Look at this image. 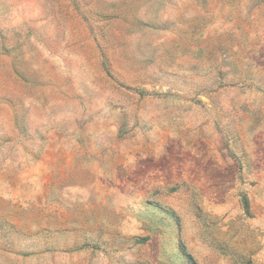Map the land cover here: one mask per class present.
<instances>
[{
	"label": "rangeland",
	"instance_id": "rangeland-1",
	"mask_svg": "<svg viewBox=\"0 0 264 264\" xmlns=\"http://www.w3.org/2000/svg\"><path fill=\"white\" fill-rule=\"evenodd\" d=\"M189 256L264 264V0H0V264Z\"/></svg>",
	"mask_w": 264,
	"mask_h": 264
},
{
	"label": "trees",
	"instance_id": "trees-1",
	"mask_svg": "<svg viewBox=\"0 0 264 264\" xmlns=\"http://www.w3.org/2000/svg\"><path fill=\"white\" fill-rule=\"evenodd\" d=\"M244 201H245V205H247V199L246 198L244 199ZM189 259H190V264H197L191 256H189Z\"/></svg>",
	"mask_w": 264,
	"mask_h": 264
}]
</instances>
